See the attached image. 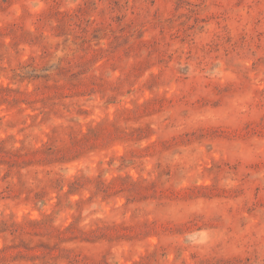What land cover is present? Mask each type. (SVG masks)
<instances>
[{
  "label": "rangeland",
  "instance_id": "374dc122",
  "mask_svg": "<svg viewBox=\"0 0 264 264\" xmlns=\"http://www.w3.org/2000/svg\"><path fill=\"white\" fill-rule=\"evenodd\" d=\"M0 264H264V0H0Z\"/></svg>",
  "mask_w": 264,
  "mask_h": 264
}]
</instances>
